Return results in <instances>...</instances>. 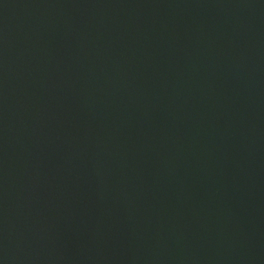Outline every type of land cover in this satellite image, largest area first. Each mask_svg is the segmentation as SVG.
I'll return each mask as SVG.
<instances>
[{
  "label": "water",
  "instance_id": "obj_1",
  "mask_svg": "<svg viewBox=\"0 0 264 264\" xmlns=\"http://www.w3.org/2000/svg\"><path fill=\"white\" fill-rule=\"evenodd\" d=\"M0 264H264V0H0Z\"/></svg>",
  "mask_w": 264,
  "mask_h": 264
}]
</instances>
